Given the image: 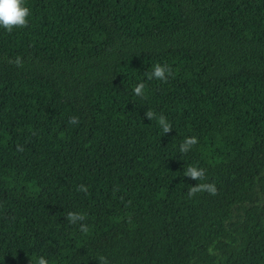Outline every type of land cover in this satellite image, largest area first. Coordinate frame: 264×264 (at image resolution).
Returning <instances> with one entry per match:
<instances>
[{
  "label": "trees",
  "instance_id": "16d2710c",
  "mask_svg": "<svg viewBox=\"0 0 264 264\" xmlns=\"http://www.w3.org/2000/svg\"><path fill=\"white\" fill-rule=\"evenodd\" d=\"M25 4L0 27V264H264V0Z\"/></svg>",
  "mask_w": 264,
  "mask_h": 264
},
{
  "label": "clouds",
  "instance_id": "9594fccd",
  "mask_svg": "<svg viewBox=\"0 0 264 264\" xmlns=\"http://www.w3.org/2000/svg\"><path fill=\"white\" fill-rule=\"evenodd\" d=\"M30 15V9L26 6L25 0H0V27L4 28L9 34L14 28L27 27L28 17ZM10 63H14L17 67L23 66L19 56H17L14 61H10ZM170 75H173L171 67L167 64L162 65L160 63H155L151 72H145V76L148 80L158 79L162 82H166ZM145 87L146 85L144 82L137 83L133 88V93L136 96L146 99ZM144 116L149 121L156 120L160 126L162 134H168L173 129L172 125L163 114L157 115L153 110H146ZM68 123L71 125H78L80 123L79 117L70 116L68 118ZM198 143L199 140L196 136L185 137L183 142L179 145V152L186 154ZM16 150L22 152L24 149L23 146L17 145ZM205 173V169L191 165L184 170V176L195 181H206L207 177ZM77 190L88 195V187L84 184H80ZM201 192H207L209 195L215 196L218 194V189L215 183H196L188 189L187 195L188 198L191 199L197 193ZM65 218L69 224L76 225L78 222H83L86 219V215L79 212L69 211ZM79 230L82 233L87 234L89 232V227L85 223H79ZM209 252L211 253V249H209ZM97 261L98 264H109V261L105 256H100ZM29 264H31V262H29ZM35 264H49V261L45 257L39 256L36 258Z\"/></svg>",
  "mask_w": 264,
  "mask_h": 264
}]
</instances>
